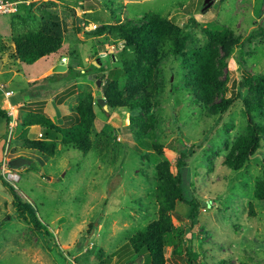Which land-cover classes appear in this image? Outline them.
Returning <instances> with one entry per match:
<instances>
[{"label":"rangeland","instance_id":"rangeland-1","mask_svg":"<svg viewBox=\"0 0 264 264\" xmlns=\"http://www.w3.org/2000/svg\"><path fill=\"white\" fill-rule=\"evenodd\" d=\"M24 5L34 14L33 27L59 36L62 48L32 65L20 63L11 30L18 11L0 15V95L11 91L24 99L41 94L65 105L70 98L71 114L79 104V86H89L95 119L86 154L58 139L54 157L48 158L23 147L26 109L17 118L16 108L9 109L15 116L6 112L10 121L0 153V176L34 209L49 235L35 233L16 219L11 197L0 183V264H143V258H129L128 242L158 219L157 167L167 160L174 176L176 152L182 147L192 150L182 170L183 196L199 202V214L196 226L190 228V210L184 202L174 200L173 208L166 211L171 243L163 248L165 264H186L185 247L198 255V264H264V202L254 195L262 178L264 138L241 170L233 172L227 164L247 126L241 99L222 117L210 114L183 85L180 59L171 58L159 65L165 90L158 100L153 98L144 115L151 124L144 139L130 125L131 116L142 111L105 110L97 104L109 72L135 61L134 52L122 41L109 34L97 36V30L137 23L147 13L190 30L186 50L205 44L203 28L220 25L233 30L240 46L229 66L221 69L224 96L242 93L254 102L255 95L243 88L241 92L239 85L245 73H264V0H26ZM192 20L197 27L189 26ZM55 64L66 66L67 72L42 82L53 74ZM47 69V76H41ZM98 73L103 74L100 87L88 79ZM57 85H62L60 90H53ZM30 106L36 107H30L31 112L42 111L40 103ZM54 110L64 113L57 105ZM253 116L262 119L257 112ZM59 124L68 128L74 121ZM41 137L40 131L25 138Z\"/></svg>","mask_w":264,"mask_h":264},{"label":"trees","instance_id":"trees-1","mask_svg":"<svg viewBox=\"0 0 264 264\" xmlns=\"http://www.w3.org/2000/svg\"><path fill=\"white\" fill-rule=\"evenodd\" d=\"M21 11H24V14H20ZM33 16L34 14L22 4L18 14L14 15L11 21L15 56L20 63L26 65H32L40 59L57 54L63 44L59 36L34 28ZM189 26L197 27L194 20ZM201 32L206 39L205 44L186 50L187 43L191 39L190 30L180 28L155 13H147L137 23L102 26L97 30V36L109 34L115 40L122 41L123 46L135 54L134 62L123 63L122 69H113L109 72L107 84L103 86V99L107 108L111 110L126 109L132 113L142 111L143 116L140 114L131 116L130 125L140 136L138 138L144 139L151 125L147 124L144 115L151 110L153 98L155 101L158 100L165 90L162 69H159V65L171 58L180 59V66L184 71L183 85L188 93L194 95L196 102L202 103L210 114L222 117L236 100L243 101L247 126L245 132L236 139L231 157L227 160L232 171L237 172L260 148L264 138V73L262 75L245 73L241 76L242 83L239 89L241 92L242 88L247 89L248 94H254V102L248 98L249 96L243 97L242 93H238L234 98H226L224 96L226 81L220 79L221 69L229 66L228 60L240 46V37L230 28L220 25L203 28ZM69 71L71 69H68ZM55 75L57 74L48 75L42 79V82L52 79ZM76 76V79L81 78V74ZM91 91L89 86H79V104L75 112L70 114L74 124L68 128L59 127L42 112L28 111L21 125L23 147L34 151L37 156L53 158L56 141L59 139L62 145L72 146L82 154H86L92 145L90 133L95 119ZM219 95L221 98L216 101ZM1 97L0 95V153L3 154L10 119L1 108ZM254 112L259 113L262 119L256 120L253 116ZM31 127L40 128L42 133L40 139L25 138ZM151 147L159 150L156 145ZM176 153L178 158L174 176L170 171V162L167 160H163L157 167L158 219L134 234L128 242L129 258L132 256L143 258V264H165L163 248L171 243L169 220L165 213L173 208L174 200L184 202L189 207L190 228L197 224L200 204L193 197L186 199L183 196L182 170L185 167L184 160L191 156L192 150L182 147L177 149ZM0 183L11 197L16 219L30 226L35 233L48 236V227L38 219L34 209L22 199L15 188L2 176ZM254 195L258 201L264 202V161L262 178L255 184ZM185 255L186 264H198V255L192 252L191 248L185 247Z\"/></svg>","mask_w":264,"mask_h":264},{"label":"crops","instance_id":"crops-1","mask_svg":"<svg viewBox=\"0 0 264 264\" xmlns=\"http://www.w3.org/2000/svg\"><path fill=\"white\" fill-rule=\"evenodd\" d=\"M58 64H55L54 66H56ZM53 66V67H54ZM48 74V69L45 70L42 74H40L41 76H47ZM49 75V74H48ZM40 77V76H39ZM61 85L56 86V88H52L53 90H60ZM65 100V99H64ZM48 101V102H46ZM66 104H61L60 103H55L53 100L49 101V98H42V95L40 94L39 96H31V98H29L28 96H25L24 99H20L19 96H15L13 95L10 98H5L4 95L1 97V108L5 111V112H9L10 110H13L16 108V118L21 114V109H26V111L24 112L23 116L25 115L26 112H28L30 109V105H34L36 103H40L42 105V113L45 114L46 116H48L53 122H55L57 125L61 122L63 123V125L65 123H69V122H73L74 120H72V118H70V113L68 112L73 106V99H66L65 100ZM54 105H57L60 107V109L62 110V107L64 109V113L60 114L59 112H56L54 110ZM33 110H36V107H31ZM10 109V110H9ZM67 111V112H65ZM14 115V111H11ZM59 114V115H58ZM15 116V115H14ZM15 125H17L15 123ZM61 125V124H59ZM40 129L39 127H31L27 133H29L30 135L33 136H37V134L40 133ZM6 142V141H5ZM3 153H4V145H3Z\"/></svg>","mask_w":264,"mask_h":264},{"label":"built area","instance_id":"built-area-1","mask_svg":"<svg viewBox=\"0 0 264 264\" xmlns=\"http://www.w3.org/2000/svg\"><path fill=\"white\" fill-rule=\"evenodd\" d=\"M24 1L23 0H18V1H9V0H0V15L3 14H13L15 12L18 11V8L21 4H23ZM62 62H66V59L63 58ZM13 93H11V91H5L4 92V96L5 98H10L12 97ZM9 116H12L13 113L11 111H9L8 113Z\"/></svg>","mask_w":264,"mask_h":264},{"label":"water","instance_id":"water-1","mask_svg":"<svg viewBox=\"0 0 264 264\" xmlns=\"http://www.w3.org/2000/svg\"><path fill=\"white\" fill-rule=\"evenodd\" d=\"M93 65L96 67L97 65L95 63H93ZM67 72V67L64 66V65H56L52 68V73L53 74H60V73H65ZM102 78H103V74L102 73H98V74H95V75H91V76H88V79H92V80H96V85L98 87L101 86V81H102ZM97 104L100 106V107H103L105 110H107V106L105 104V100L104 99H98L97 100ZM31 162H29L28 164H30Z\"/></svg>","mask_w":264,"mask_h":264},{"label":"clouds","instance_id":"clouds-1","mask_svg":"<svg viewBox=\"0 0 264 264\" xmlns=\"http://www.w3.org/2000/svg\"><path fill=\"white\" fill-rule=\"evenodd\" d=\"M24 4V3H23ZM22 5V4H21Z\"/></svg>","mask_w":264,"mask_h":264}]
</instances>
